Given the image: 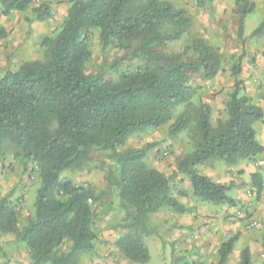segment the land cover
<instances>
[{
  "label": "trees",
  "instance_id": "obj_1",
  "mask_svg": "<svg viewBox=\"0 0 264 264\" xmlns=\"http://www.w3.org/2000/svg\"><path fill=\"white\" fill-rule=\"evenodd\" d=\"M36 1L0 0L1 15L30 10L29 23L46 21L50 6ZM247 12L240 10V36ZM178 24L182 26L178 31H168ZM187 24L184 11L164 0H75L57 31L43 40L45 60L24 62L0 77V156L11 151L32 163L39 179L33 215L22 228L8 196L0 199V234L12 235L28 250L29 264H81V257L95 253L93 206L105 193L62 177L89 167L94 152L112 153L107 180L117 190L115 208L127 230L115 241V248L130 262L148 263L141 236L147 232L148 216L163 208L185 210L171 195L169 179L147 166L149 145L115 153L131 135L148 128L168 125V135L175 137L194 123L193 149L177 164V173L188 180L193 196L201 202L235 205L227 195L231 185L211 180L197 167L211 160L233 165L264 154L253 129L264 113L246 95L238 79L240 67L235 65L223 124L213 127L211 109L205 104L198 107L194 120L187 110L175 114L190 105L189 73L212 79L220 68L215 50L198 37L183 49L182 55H190L187 59L161 52ZM93 31H98L102 50L134 47L133 55L142 66L113 82L104 81L100 73L87 74ZM261 35L264 16L252 32ZM233 242L230 238L221 244L220 264ZM261 244L264 248V236ZM239 264H251L247 248L241 251Z\"/></svg>",
  "mask_w": 264,
  "mask_h": 264
},
{
  "label": "rangeland",
  "instance_id": "obj_2",
  "mask_svg": "<svg viewBox=\"0 0 264 264\" xmlns=\"http://www.w3.org/2000/svg\"><path fill=\"white\" fill-rule=\"evenodd\" d=\"M44 1L51 9V16L43 22H30V10L1 15L0 77L8 70L15 71L27 61L46 58L43 40L52 36L62 24L66 11L75 0ZM175 9L183 10L188 22L177 39L162 46L161 52L181 56L193 37L210 45L220 59V68L212 79L200 73H189L193 89L190 105L179 108L176 115L187 110L192 120L197 109L205 104L211 109V123L218 127L226 120V105L233 89V66L239 65L240 79L246 95L259 107L264 106V35L252 32L264 16V0H164ZM248 12L243 19V33L238 26L240 10ZM180 24L168 27L176 32ZM91 59L86 64L87 74L100 73L104 81L113 82L127 72L142 66V60L133 55L134 47L120 50L110 46L102 50L98 31L89 38ZM256 139L264 143V116L253 125ZM194 123L175 137L168 135V125L135 132L115 153L138 150L149 145L147 166L156 169L169 179L171 195L185 207L183 213L163 208L147 218V232L141 234L149 253L147 264H220L219 248L234 238L231 252L222 264H239L241 251L247 248L251 264H264V154L228 165L211 160L197 167V171L220 184L231 187L227 195L234 206L204 203L195 198L188 180L177 173V164L193 149ZM110 152L92 153L89 167L82 171L67 172L64 179L75 184L89 185L105 193L96 203L94 231L95 253L80 258L81 264H137L124 259L115 248V241L127 233L122 213L116 210L117 190L107 180ZM32 163L14 157L11 151L0 156V199L8 201L19 216L22 228L33 215V203L39 179ZM255 182V186H254ZM256 183L258 186H256ZM140 234V233H138ZM69 244L62 247L66 250ZM0 264H29L28 250L15 241L12 235L0 234Z\"/></svg>",
  "mask_w": 264,
  "mask_h": 264
},
{
  "label": "crops",
  "instance_id": "obj_3",
  "mask_svg": "<svg viewBox=\"0 0 264 264\" xmlns=\"http://www.w3.org/2000/svg\"><path fill=\"white\" fill-rule=\"evenodd\" d=\"M259 24V23H258ZM257 24V25H258ZM262 108V110H263V113H264V106L263 107H261ZM264 116V115H263ZM259 141V140H258ZM261 144V143H260ZM261 145H264V143H262Z\"/></svg>",
  "mask_w": 264,
  "mask_h": 264
}]
</instances>
